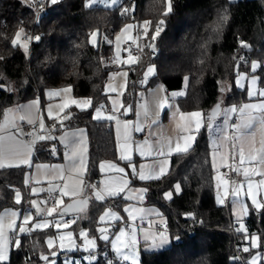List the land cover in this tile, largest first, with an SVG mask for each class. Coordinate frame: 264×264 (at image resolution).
<instances>
[{"label":"trees","instance_id":"trees-1","mask_svg":"<svg viewBox=\"0 0 264 264\" xmlns=\"http://www.w3.org/2000/svg\"><path fill=\"white\" fill-rule=\"evenodd\" d=\"M167 3L168 0H121L113 8H103L86 7L85 0H59L56 4L48 0L39 3L0 0V122L10 107L35 99L46 89L69 87L74 97L88 98L91 102L88 109L66 110L71 119L65 126L87 130L86 179L96 183L100 177L99 162L117 159L112 126L105 120L93 119V112L107 101L104 85L110 70L103 66V59L109 55L111 46L104 43L102 34L112 35L127 22H150L148 33L143 32L140 37V58L128 68L123 101L130 105V115L134 113L138 79L148 65L155 67V73L143 89L159 82L167 94L183 92L175 98L178 109L200 111L205 124L210 111L220 103L222 83L230 84L222 102L224 108L237 106L246 99L245 91L235 86V78L237 73L250 72L253 62L259 65L254 72L258 85L264 88V0H171L172 10L164 15ZM37 9H43L38 18ZM160 20L164 24L153 41L151 36ZM21 28L22 35L32 37L26 52L20 45L12 44ZM94 31L98 33L96 45L89 42ZM242 41L249 47H242ZM153 44L154 49L148 47ZM55 123L54 137L61 131L58 122ZM206 129L205 126L196 134L187 152L170 156L167 174L160 180H134V184L148 189L143 204L159 209L171 240L166 249L142 251L138 264H248V252L242 253L241 263L237 261L234 240L237 238L249 246L252 235L259 238L254 251L264 253V210L250 208L243 221L244 231H237L228 208L216 201V171L211 164ZM61 158L62 149L56 138L35 145L34 162H58ZM26 172L24 167L0 170V209L22 208L27 204L30 195ZM175 184L180 185L179 193L166 199L164 194L173 191ZM16 190L23 196L20 204L15 202ZM117 200H90L82 224L90 236H97L98 218L106 207L123 214L122 204L117 205ZM55 233L49 227L21 234L22 246L12 247L4 264H42V255H49L52 260L46 239ZM104 250L100 244L91 264L111 260L108 252L104 253L108 259H102ZM63 253L74 255L64 262L59 253L54 264H72L84 252L64 249ZM259 264H264V259Z\"/></svg>","mask_w":264,"mask_h":264},{"label":"snow or ice","instance_id":"snow-or-ice-1","mask_svg":"<svg viewBox=\"0 0 264 264\" xmlns=\"http://www.w3.org/2000/svg\"><path fill=\"white\" fill-rule=\"evenodd\" d=\"M37 0H34L36 3ZM52 4H56L57 0H50ZM97 3L104 4L106 7L115 6L119 3V0H89L88 6L95 5ZM172 10L171 0H168L167 8L164 11V15H168ZM128 9H125L127 12ZM225 20L227 17H223ZM149 21H144V33L147 34L149 31ZM164 24L163 20H160L159 23L155 27V32L151 36V39L154 41L157 36H159L161 26ZM133 28V25L129 24L126 26L125 31ZM24 32V29L21 28L20 32L17 33V38L12 41V44L15 46L19 42L20 34ZM97 34L92 33V42H96ZM31 39V38H29ZM35 39H39L36 37ZM117 41H119L120 37L118 36ZM137 39L139 37L137 36ZM27 50V43L21 45ZM242 47H249L243 41L241 42ZM148 47L152 48V45H148ZM119 46L117 47V52L119 53ZM119 58V57H118ZM2 59V58H0ZM128 60L130 62L135 61V57L131 55L128 56ZM252 70L258 67L257 62H253ZM155 67L150 66L147 69V76L150 74H154ZM126 75V74H125ZM246 77L241 75L239 79H245ZM187 77L185 80L187 81ZM251 85H256L257 78L255 76L251 77L250 81ZM243 87V85H240ZM110 87V85H109ZM163 90V89H161ZM61 92L67 93L71 91V88H65L60 90ZM183 92H173L172 97L182 96ZM249 96L259 95L264 97V90L253 91L251 88L249 89ZM48 95L50 97L59 96L60 92H49ZM38 104L39 102H35ZM91 102L89 100L77 101L76 99L67 100L65 99L63 103L58 105L57 110L59 112H64L63 119L59 120L58 127L61 129L66 128L64 121L70 120L71 115L68 112H65L66 109H69L70 106L75 105L76 107L82 106H90ZM164 104L161 103V107ZM101 108L96 109V115L94 119H101L100 111ZM52 109L49 108V117H51ZM114 111V109H113ZM237 113V120L234 123H229L232 118V114ZM224 116V128L220 129V135L213 140V144L220 149L224 146L225 143L231 142V159L233 163L229 164L226 159L222 158V165L226 168H229L231 172H233L236 176H242L243 181H237L232 179L229 181L225 179L228 175L227 173H222L217 175L216 179L220 181L225 186V195L227 196L228 189L227 185L231 182L233 185H237L233 187L230 195L233 197V204H239L240 210L242 212H247L249 206L244 204L242 200L239 199L241 192L244 188V183H247V192L246 195L250 198L252 206L256 209H264V199L258 200V191L260 188H264V102L259 104H244L243 106H231L226 108H221V105L218 104L216 108L213 110L212 114L208 117L207 122L203 121L202 113L199 111L192 113H178L179 120L177 122V127L184 133H188L183 136L184 144L183 146L177 142L173 148L171 144L167 145V151H165V145L157 142V146L153 147L150 144L148 139H145L141 142L140 145H137L139 149L140 155L142 157H152L153 162L151 164H141L139 169L137 170V166L132 162V157L128 156L127 153V142L129 139L128 136V125L129 121H124V139L125 143L122 146V152L120 159L127 161V165L125 167H130L132 169L133 176L140 181H153L160 180L167 173L165 172V164L166 159H161L167 156H170L173 152L183 153L187 152L190 146V142L194 141L195 137L192 136L191 133V123H195V131L199 133V131L206 126L207 129H212L213 124L218 115ZM147 116V110L144 113ZM175 118V117H174ZM21 120L27 119L29 124L33 123L32 117L29 114L22 115L20 117ZM54 119V127H56L55 118ZM103 119L112 120L114 117L112 115H107L103 117ZM119 123V121H117ZM183 122V123H181ZM18 127L15 122L9 118L8 114L5 113V120L3 123H0V169L5 167L12 166H20V164H26L31 166L30 156L31 153L35 150V145L37 142L45 141L47 139H55L56 137L52 136L49 133L37 134L32 137V140L25 143L19 140L15 135L9 132L10 128ZM39 127L41 130L45 128V123L43 119L40 120ZM228 129H232L231 133L228 132ZM143 129L137 125L135 127V131L139 132ZM22 132V129H20ZM119 134V129H118ZM83 136L84 132L81 129H77L75 131L65 130L60 137L61 143L65 145L66 148L69 149L70 155L66 154L67 158L70 160V165L67 169V176H64V169H59L60 179L66 180L67 182L62 185L53 183L49 181V187L46 189H42L46 191L49 195V198L53 200V206L42 209L36 200H30L28 203L30 204V208L24 209L21 214L18 211L9 210L6 211L3 215H0V264H4V262L8 259L9 256V247H21V234L30 233L32 230H39L49 227H55L57 230L61 228H69L71 224L76 223L77 219H83L84 217H80L79 213L85 212L87 206L90 203L91 199L96 201H105L110 197L120 196L125 189L129 188L132 184L131 179H127L124 176H112L108 180L103 181L104 184L103 189L100 188L99 183H91L87 182L84 178L87 167L83 160ZM144 146H148L147 150ZM215 155V153L213 154ZM238 156L239 163L236 164V158ZM18 160L19 164L14 165L12 161ZM7 162V163H6ZM251 165V167L246 166ZM108 168L113 169L116 173L125 174V167H120L116 163H109L107 165ZM100 168L104 169L105 164H100ZM256 176L259 179L253 183L252 177ZM37 183H39L37 181ZM175 189L177 191L180 190V185H175ZM91 191L92 196L89 197L87 192ZM148 192L147 188H141L138 190V202L143 201V196ZM36 193V188L32 187L30 189V195ZM54 193H58L60 197H68L72 199L71 203L64 205L62 199H57L53 196ZM165 198L171 199L172 192H166ZM76 197H80L79 199H75ZM129 199L131 197H128ZM23 199L22 193L20 190L15 191V202L20 204ZM47 203V201H44ZM223 203V201H221ZM57 205H64L60 208ZM32 208H35V213H33ZM125 212L128 213L129 219L132 221V226L130 229L128 228H119L118 235L115 236L114 241H109V228L107 226L99 227L98 231L100 233L99 237L90 236L88 231L81 230L79 236L85 241L84 251L91 253L93 249L97 247V239L103 241H109L111 243V247L114 250L116 257L122 259L123 261H131V264H138L137 254L134 249L138 245V228L135 226V220L137 216L140 219H143V216L146 213V210L140 207H129L124 209ZM75 212L77 216H74L71 221L65 219V217L70 213ZM55 214V215H54ZM190 215V214H189ZM37 217L39 219L37 220ZM52 217V220L48 218ZM16 218H21V225L17 226ZM111 221H121L123 218L116 212L113 211L112 208H108L104 211L103 215L99 217V221L101 223H106L108 220ZM27 226V227H26ZM244 225L241 224L237 231H243ZM10 233L11 235H8ZM144 239L146 242H150V245L155 247L157 245V241H159L160 245H163L168 242V237L165 235L164 231L159 232H151L145 231ZM259 238L253 236L252 237V247H257V240ZM59 247L61 249L65 248V241H67V245L69 249L76 247L74 243V235L72 232H68L66 235L59 236ZM48 246L50 248L55 247L54 240L50 238L48 241ZM250 249L248 247L243 248L244 252H248ZM53 252L51 255H55ZM40 259L45 261V264H54V261L50 260L49 255H42ZM89 260V264L91 261L95 260L96 257L94 255H89L87 257ZM75 264V261L72 262ZM106 264H114L113 261L109 260ZM251 264H257V258L253 257Z\"/></svg>","mask_w":264,"mask_h":264},{"label":"crops","instance_id":"crops-1","mask_svg":"<svg viewBox=\"0 0 264 264\" xmlns=\"http://www.w3.org/2000/svg\"><path fill=\"white\" fill-rule=\"evenodd\" d=\"M41 1H44V0H37L36 3H39ZM48 1L50 2V0H48ZM57 1H59V0H57ZM120 2H121V0H119V3ZM88 4H89V0H85V6L86 7L113 8V7L118 5L117 4L115 6L106 7L104 4H101V3H97V4L92 5V6H88ZM92 33L93 32H91V34ZM105 36H106V40H108V43L105 40H104V43L106 45L107 44L109 45V43L111 41H113V38H109V36L106 35V34H105ZM122 66H124V65L122 63H120V66H118V65L117 66L115 65L113 67L109 66V67H107V69H109L110 71H112V70L113 71H115V70L118 71L119 69L123 68ZM131 66H133V65H131ZM258 67H259V65H258ZM256 69H255V71H256ZM127 70H128V68H127ZM254 72H253V74H254ZM115 73H117V72H115ZM250 75H251V68H250V72L245 73V77H246L244 79L245 82H243L242 79L239 82V85H242V84L245 83L243 88L241 86H239L236 83V81H235V86L239 90L245 91V98H246L245 100L240 102L237 105V107L243 106L244 104H259V103L264 102V97H261L258 94L255 95V96H249V94H248V92H249L248 80L250 78ZM127 77H128V71H127V75L125 76L126 79H125V89L124 90H122V89L120 90L117 87H115V89H111L110 91L104 92L106 94V96H107V101H106L105 106H103L102 109H101L100 113H101V117L102 118L99 119V120H105L112 126V129H113V132H114L115 141H116V147H117L116 148L117 159H105V160H102L101 162H99L98 169H99L100 177H99V179H98V181L96 183H99L100 188L103 189L104 184L102 182L105 181V180H108L112 176H117V177L124 176L125 178L131 179L133 181L132 184L129 186V188L125 189V191L122 192L120 194V196L110 197V198H107L106 200H109V199H112V198H116V199H118L117 200V205L120 204V203L122 204V212H123V214L120 213V216L123 219L118 222V226L111 227L112 228V230H110L111 237H113V235L115 234V229L116 228L122 227V222L123 221H127V222H130L132 224V221L128 217V213L124 211L125 208L140 207V208H143V209L146 210L147 214H145L143 216V219H140L139 216H137V218L135 220V226L138 228V232H137L138 245L136 246V249H134L133 251H137L140 254L142 251H144V252H155V251H158V250L166 249V248H168L171 245V240H170L169 234H168L167 229H166L165 218L161 215L159 209L157 207H155V206L144 205L143 202L145 200V195L143 196V201L142 202H138V190L143 188V187L134 184V180H137V181H140V180L136 179L133 176L132 169L130 167H125L127 164H124L123 162H127V161H124V160L120 159L121 152H122V146L125 143L123 122L130 120L129 121L130 124L128 125V136H129V139H128V142H127V153L126 154L128 156L132 157V162L137 166V170L139 169V166L141 164H151L153 162V158L152 157H142L140 155V152H139V149L137 148V145H140L142 141H144L145 139H148L150 141L151 146H153V147H156L157 146V142H160L161 144L165 145V151H167V145L168 144H171L173 146V148H174L175 144L177 142H179L183 146V144H184L183 136L188 134V133L182 132L177 126H175L174 128L171 129V131L168 132V136L162 135L161 133H159L157 135V134H155V133H153L151 131L150 124L149 125L146 124V128L143 127L142 131H139V132L135 131V127L137 126L136 116H134V115H126L124 113L125 109H126L125 108L126 104L123 101V94L125 93L126 88H127ZM120 80H122V76H119V84H120ZM258 89H261V87H259L258 80H257V89H256L257 93L259 92ZM71 94H72V92H71ZM63 95L66 97V94L65 93L61 94V92H60L59 96L51 97L48 100V102L50 101V103H47V104H45L47 99L43 95H41V96L35 98V100H37L39 102L38 104H36L35 102H23V103H20V104L16 105V106H18V113H19V118L15 121L16 124L17 125L19 123H21L20 125H22V124L32 125L34 123L40 124V120L43 119V121L45 123V126H46V124L48 122L54 121L53 118H55V121H57L59 123V120L63 119L64 112H59L57 110V108H58L57 104L60 103V101L62 100V96ZM71 99H76L77 100V99H80V98L74 97V98H71ZM77 101H82V100H77ZM219 104L221 105V108L223 109L224 107L222 105V102H220ZM70 107H74V108H76L78 110L87 109L86 106L76 107L75 105H72ZM49 108H51L53 110L52 113H51V117L52 118L49 117ZM113 109H114V111H113ZM66 110H65V112H66ZM128 113H129V111H128ZM178 113H188V112H182L180 110H179V112H175L173 110L172 114L177 119V122L179 120ZM25 114H29L32 117V120H33L32 124H29L27 119H23V120L20 119V117L22 115H25ZM107 115H112L114 117V119H112V120L103 119V117H105ZM218 116H220V115H218ZM237 116H238L237 113L232 114V118L229 121V123L236 122ZM3 118H4V116H3ZM3 118H2V120H3ZM217 118H219V117H216V119ZM66 121L67 120H65L64 123ZM117 121H119V123ZM181 123H183V122H181ZM222 128H224V118H223V123H222V125L219 128V135L221 134L220 133V129H222ZM77 129H81L84 132V136H83V153L82 154H83V160H84V162L86 164V167H87L88 166V138H87V130L84 127H80L79 126V127H70V128L66 127L64 129H61L60 132H62L63 130L64 131L65 130L75 131ZM118 129H119V134H118ZM30 131L34 132V130L32 128L30 129ZM166 131H160V132H166ZM9 132H11V129L9 130ZM195 132H196L195 131V123L192 122L191 123V133L190 134L192 136H194ZM231 132H232V130H231ZM11 133L13 135L15 134V136L19 140L22 139L21 141L27 143L24 140L23 134H22V132L20 131L19 128H16L15 132H11ZM17 133H21L20 134L21 138H19V136L16 135ZM62 134H60V136L56 135L57 144L62 149V158H61L60 161H58V162H34L33 161V153H34V151H33L31 153V156H30L31 166L26 165V164H20V166L5 167V168H19V167L27 168V172L25 174V183H26V185L28 187L29 193H30V189L32 187L36 188V194L40 195L41 196V200L43 201V205L40 206L42 209H46V208H49V207L53 206V201L50 204L44 203V201H46V198L49 195H48V193L46 191H43L42 189H46L47 187H49V181H51L53 183H56V184H60V185H62L63 183L67 182L66 180H61L60 179V173L58 171L61 168L64 169L65 171H64L63 174H64V176H67L68 175L67 169H68V167H69V165L71 163L70 160L66 156V154L70 155L69 149L66 148L65 145L63 143H61V140H60V137L62 136ZM192 142L193 141H191L190 144H192ZM209 146L211 148V164H212L213 169L216 171V173H215L216 197L219 198V201H220L219 205H224V206H226L228 208L230 216H231V219L233 221V224L237 225V229H238L239 228L238 227L239 223H235V222H237L238 220L243 222L244 219L247 217L250 208H253L254 210H257V211L264 210V209H256L254 206H252L250 198L246 195V192H247V183L246 182L244 183V188H243V190L241 192V195L239 197V199L242 200L244 202V204L249 206L248 211L246 213L242 212L240 210L239 204H233V197L230 195L232 188L236 187L237 185H233L230 182L227 185V189H228V193L229 194L227 196L225 195V186L220 181H218L216 179L217 172L219 170H221L222 173H227L228 175L231 174V176H233V179H235L237 181H243V177L242 176H236L233 172H231V170L229 168H226V167H224L222 165V158L226 159L229 164L233 163V161L231 159V151H232L231 142L225 143L224 146L222 148H220V149H217L216 146L215 147L212 146L210 144V141H209ZM144 147L147 150L148 146H144ZM175 153L176 152H173L172 154H175ZM214 153H215V155H213ZM170 156H167V157L163 158V159H166V161H167L166 164H165V172H167L168 169H169ZM12 163L14 165H16V164H19V161L18 160H14V161H12ZM102 163L105 164V168L104 169L100 168V164H102ZM109 163H116L120 167H125V174L116 173L113 169L108 168L107 165ZM235 163L236 164L239 163L238 156L236 158ZM246 166L251 167V165H246ZM5 168H2V169H5ZM27 174H29L28 178H26ZM227 176L225 177V179H228ZM84 178L87 181L86 174H85ZM258 179H259V177L253 176L252 177L253 183H255ZM37 181L39 183H37ZM87 195L89 197H91L93 194H92L91 191H89L87 193ZM53 196L55 198H57V199H62L63 202H64V205L72 202V199H70L68 197H60L58 193H54ZM128 197H131V198L129 199ZM79 198L80 197H76L75 199H79ZM257 198H258V200L264 199V188H260L259 189ZM91 200L96 201L94 199H91ZM221 201H223V203H221ZM96 202H102V201H96ZM64 205H57V207L60 208V207H62ZM86 210L88 211V206H87ZM71 215L77 216V213L70 212L66 217L69 218V216H71ZM79 216L80 217H84V218L83 219H77V222L75 224L78 225V226L82 225L86 221L87 212H86L85 216H84L83 212L79 213ZM234 216L237 218L236 221L233 218ZM145 231H151V232L164 231L165 235L168 237V242L163 244V245H160L159 241H157V245L158 246L153 247V246L150 245V242H146L145 241V239H144ZM97 234H98V232H97ZM250 238H249V241H248L249 242V246L248 245L247 246L251 248V242H250L251 239ZM110 241H111V239H110ZM102 244L104 245L105 250L101 254H104V253L108 252L110 254L111 261H115L116 263L119 262L120 259L118 257H116V255L114 253V250L111 247V243L109 241L107 243L105 241L104 242L102 241L101 245ZM47 248L49 250L51 249V248H49V246H47ZM256 253L257 252L254 253L253 257L257 258V264H259V262L261 260V254H258L260 252L257 253L260 256V259H259V257L256 255ZM92 254H94L96 256L94 251H93ZM138 256L140 257V255H138ZM253 257L252 258L250 257V258L247 259L248 264H251V261L253 260Z\"/></svg>","mask_w":264,"mask_h":264},{"label":"rangeland","instance_id":"rangeland-1","mask_svg":"<svg viewBox=\"0 0 264 264\" xmlns=\"http://www.w3.org/2000/svg\"><path fill=\"white\" fill-rule=\"evenodd\" d=\"M228 1L233 2V1H237V0H228ZM129 24L133 25V28L130 29V30L125 31L126 26L129 25ZM143 27H144V22H142L140 24H134L132 22H127V23L123 24L119 28V30H117L112 35H110V33H108V32H105V34L108 35L109 38H113V41H111L109 43V45L111 44L110 45L111 46V51L109 52V55L106 58L103 59V66L105 68H107L109 66L113 67L115 65L116 66L117 65L120 66V63H122L124 66H122L123 68L122 69H119L118 71H116V70L113 71L112 70V71H109L108 72L107 80H106L105 85H104V92L110 91L111 89H115V87H117L120 90L121 89L122 90L125 89V79H126L125 76L127 75V71H128L127 68H129L131 65H134V64H136L138 62L137 57H135L133 54H131V55L133 57H135V61L134 62H130L128 60V56L130 54L128 52V48L129 47H135V48L137 47V45H138L137 31H138V29H141L144 32ZM94 32L97 34L96 42L95 43L92 42V39H91L92 34L89 37V42L92 45H96L97 42H98V33L96 31H94ZM105 34L104 33L102 34V39L105 40L108 43V40H106ZM118 36L120 37L119 41H117V39H116ZM22 37L23 36L20 34L19 42H18L17 45H20V47L26 52L27 50H25L24 47H22L21 45H23V44H25L27 42H25L22 39ZM16 38H17V35H16L15 39ZM118 46H119V49H120L119 53L117 52V47ZM27 49H28V43H27ZM150 66H152V65H148V66H146L143 69L142 75L138 79V86H139V88L136 89V91H135V93H136V99H135V103H134V113H133V115L136 116V123L141 128H143V127L146 128V124L147 125L150 124L151 131L153 133H155L157 135L159 133H161L162 135L168 136V132L171 131L172 128H174L175 126H177V119L174 118V116L172 114V111L174 110L175 112H179L178 107H177V104H176V102L174 100L176 97H172V93L173 92H181V91H171V92H169L167 94L164 91L163 85H161V83H159V82H156V83L151 84L146 90H144L143 87L147 84V82L149 81V78L154 75V74H150V75L147 76V79H146L147 69ZM115 72H117V73H115ZM253 72L254 71L252 70V67H251V75H250V78L248 80L249 89L251 88L253 91H257L256 90L257 89V83H256V85H254V87L250 83L252 76H255L257 78V76L255 74H253ZM154 73H155V71H154ZM241 75L245 76V73H243V72L237 73L236 78H235V81H236V83L238 85H239V82L241 80V79H239V77ZM119 76H122V80H120V84H119ZM242 81L245 82L244 79H242ZM244 84H242L243 87H244ZM109 85H110V87H109ZM65 88H69V87H63V88H57V89H46V90H44L42 92V95L47 99V101L45 102V104L50 103V101L48 102V100L51 98L48 95L49 92H61L60 90L65 89ZM229 88H230V84L229 83H222L221 84V90L222 91H221V95H220V102H224L225 93L228 91ZM161 89H163V90H161ZM258 90L261 91V90H264V88H261V89H258ZM62 93H64V92H61V94ZM65 94H66V97L63 95L62 96V100L60 101V103L57 104V106L59 104L63 103L65 99L70 100L71 98H74L72 96V94H71V91L70 92H67ZM77 100H82L83 101V100H89V99L88 98H80V99H77ZM26 102H37V100L31 99V100H28ZM161 103L164 104L163 107H161ZM15 106L10 107L7 110V112H6L8 114V116H9V118L12 119L14 122L19 118L18 106H16V107ZM86 107H87V109L89 108V106H86ZM125 108L126 109H125V112L124 113L126 115H130V113H131L130 112V105L126 104L125 105ZM145 110H147V116L144 115ZM128 111H129V113H128ZM188 113H192V112H188ZM95 115H96V110L93 112V119H94V116ZM100 116H101V113H100ZM202 118H203V114H202ZM223 118H224V116L221 114L219 116V118H217L215 120V122L213 124V128L212 129H206V133L208 135V139L210 141V144L212 146H214V147H215V145L213 144V140L216 139L218 137V135H219V128H220V126L223 123ZM4 120H5V115H4V118H3V120H2L1 123H3ZM95 120H99V119H95ZM15 124H16V122H15ZM20 124L21 123H19L18 125L16 124L18 126L16 128H19L21 126ZM129 124H130V122H129ZM16 128H10V129H16ZM231 130L232 129H229L228 132L231 133ZM63 131L60 132L57 136H60V134H62ZM160 131H166V132H160ZM20 134L21 133H17L16 135H18L19 138H21V135ZM196 134H197V132L194 133V137L195 138H196ZM51 135L54 136L53 133ZM194 142H195V140L190 145L192 146L194 144ZM191 146H189V147H191ZM161 159H163V158H161ZM169 162H170V160H169ZM219 174H222V171L221 170H219L217 172V175H219ZM28 176H29V174L26 175V178H28ZM175 185H177V184H175ZM175 185L173 187V191H169V192H172V195H173V193L177 194L180 191V190L177 191L175 189ZM30 200H36L37 203L39 204V206H42L43 205V201L41 200V196L38 195V194H36V193L30 195V198H29L28 201H30ZM216 201H217L218 204L220 203L218 197H216ZM30 207L31 206H30V204L28 202L22 208L3 207V208L0 209V215H3L6 211H9V210L18 211V212H20L22 214L23 211H24V209H28ZM110 207H106L102 211V213L99 215V217L101 215H103L104 211H106ZM111 208H112L113 211H116L120 215V213L116 210V208H113V207H111ZM32 211H33V213H35V208H32ZM86 212H87V210H85V212H83L84 216H85ZM74 216L75 215H71V216H69V218L65 217V219L68 220V221H71ZM233 218H234L235 221L237 220V218L235 216ZM38 219H39V217H37V220ZM48 219L49 220H52L53 218L52 217H49ZM98 221H99V218H98ZM21 223H22V219L21 218H16V224H17V226L21 225ZM99 223L100 224L97 227L98 234L95 237H99V235H100V233L98 231V228L99 227L107 226L109 228V233H108V235H109V241H110V239H111V241H114L115 240V236L118 235V229L119 228H122V227L116 228L115 229V234L113 235V237H111V233H110V230H112L111 227L118 226V222L117 221H111L109 219L106 223H101L100 221H99ZM235 223H239L238 224V227H240V225L243 224V222H241L240 220H238ZM51 228H53L56 231L55 236L50 237V238H52L54 240V244H55V247L54 248L52 247L50 249V251H51V253H53V252L56 253L55 255H51L53 257V259L51 261H54L55 260V257L59 253H62L61 256L64 258V262L66 261L67 258H69V257L71 258L74 255L72 253H68L67 255H64V253H63V250L64 249H61L59 247V243H60L59 236L60 235H66L68 232H72L73 235H74V241H75V239H77L78 243H77L76 247L71 248V249L67 248V250L72 251V252L73 251H83L84 252V253H79V257L75 261V264H83L84 262L89 263V260L87 259V257H89L90 254L91 255H94V254H92V252L93 251H96L97 248H98V246L103 241V240L97 239V247L95 249H93L91 253H89V252L84 251V247L86 246L85 245V241L79 236V233H80V231L82 229L85 230V231H87V229L84 228L82 225L78 226L75 223H73L67 229L61 228V229L57 230L55 227H51ZM8 235H11V234L8 233ZM253 236L257 237L256 235H252L251 238H250L251 239L250 240V242H251V248L247 246L250 249L248 251V254H249V257L248 258H250V257L252 258L254 256V253L255 252L258 253V251H254V249L257 248V247H252V237ZM50 238H47L46 239V245L47 246H48L47 241ZM105 242L107 243L108 241H105ZM64 243L67 244V241H65ZM257 244H258V240H257ZM12 247L13 246H10L9 247V255H10V250H11ZM135 252L137 254V261L139 263V258H138L139 256L138 255H140V254L137 251H135ZM257 253H256V255L259 257V259H260V256L258 254H261V259H264V253H258V254ZM8 259H9V256H8ZM8 259L6 261H8ZM68 264H69V262H68ZM116 264H131V261H123L122 259H120V261L117 262Z\"/></svg>","mask_w":264,"mask_h":264},{"label":"built area","instance_id":"built-area-1","mask_svg":"<svg viewBox=\"0 0 264 264\" xmlns=\"http://www.w3.org/2000/svg\"><path fill=\"white\" fill-rule=\"evenodd\" d=\"M42 13H43V9H37L36 17L38 18ZM142 34H143V31L141 29H138L137 36L139 37V39H138L137 47L136 48L135 47H129L128 48V52L133 54L135 57H137V59L140 58V52H141V43H140L141 38L140 37L142 36ZM29 38H31V39H29ZM22 39L25 42H27L28 44H30L31 40H32V37H31L30 34H23ZM53 125H54V121H50V122H48L46 124L45 128L43 130H41L38 123H34L32 125L22 124L19 127V129H22V134H23L24 140L26 142H29V141L32 140V137L37 135V134L49 133V132L51 134ZM31 128L34 130V132L30 131ZM11 132H15V129H11ZM227 178L231 181L233 179V176H231V174H229L227 176ZM46 201H47L46 204H50L53 200L50 199L49 196H48L46 198ZM131 226H132V224L130 222H127V221H123L122 222V227L123 228L130 229ZM231 230L234 231L232 228H231ZM245 247H247L246 243L239 242V240L237 238H235V240H234V250H235L237 261L240 262V263L242 262V253L244 252L243 248H245ZM101 257H102V259H108V255L107 254H102ZM42 264H45V263L43 262Z\"/></svg>","mask_w":264,"mask_h":264},{"label":"water","instance_id":"water-1","mask_svg":"<svg viewBox=\"0 0 264 264\" xmlns=\"http://www.w3.org/2000/svg\"><path fill=\"white\" fill-rule=\"evenodd\" d=\"M154 48H155V45L153 44L152 49H154ZM215 108H216V107H215ZM215 108H213V109L210 111V114H212V112H213V110H214ZM74 243H75V241H74ZM67 248H69V247H68L67 244H65V248H63V249H67Z\"/></svg>","mask_w":264,"mask_h":264}]
</instances>
